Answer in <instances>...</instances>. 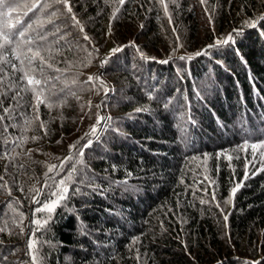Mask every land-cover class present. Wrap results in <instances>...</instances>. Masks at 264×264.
<instances>
[{
  "label": "trees",
  "instance_id": "1",
  "mask_svg": "<svg viewBox=\"0 0 264 264\" xmlns=\"http://www.w3.org/2000/svg\"><path fill=\"white\" fill-rule=\"evenodd\" d=\"M70 2L90 42L54 0H20L52 6L23 16L27 8L16 5L9 20H47L58 11L37 32L60 29L45 44L54 57L46 72L48 87L67 103L41 104L36 120L33 95L17 79L21 65L7 53L16 69L0 63V264H32L30 238L38 264H264V148H238L264 140V0H165L171 23L157 0H125L115 20L118 0ZM251 20L256 27L245 26ZM241 28L234 43L206 48ZM202 49L207 54L196 56ZM91 70L107 91L98 81L84 83ZM97 112L110 119L81 141H93L82 156L70 151ZM69 155L62 170L48 174L52 184L75 168L69 198L37 230L32 220L48 214L35 213L33 197L50 198L48 165ZM237 183L243 186L233 196Z\"/></svg>",
  "mask_w": 264,
  "mask_h": 264
},
{
  "label": "snow or ice",
  "instance_id": "2",
  "mask_svg": "<svg viewBox=\"0 0 264 264\" xmlns=\"http://www.w3.org/2000/svg\"><path fill=\"white\" fill-rule=\"evenodd\" d=\"M107 2V0H105ZM159 4L163 6L164 12L166 15H168L169 23H171L172 17L170 14H168V4L165 2V0H157ZM175 2V0H173ZM54 3L63 5L66 13L70 14V19L74 26L78 27L80 32L83 34V39L87 41H91V38L87 35V33L84 31V26L81 24L80 20L76 17V14L73 12V8L71 5L70 0H54ZM125 3V0H118V7H115L111 19L115 20L117 18V14L121 11V6H123ZM199 3L201 5H206L207 0H199ZM16 5H19L20 7L27 8V11L23 12V16H28L29 12H34L36 10L43 11L45 8H50L52 5L45 3L43 5H39L38 3H31V5L27 4H20V0H0V63H7L10 64L14 69H16V65L12 62V60H9L7 58V53L11 52L15 59L19 61L21 67L16 69L17 71L22 72L23 74L18 77L17 79L20 81H26V83L23 85L21 90L25 93H31L33 95V99L35 100V104L31 105L34 110L37 112L36 120H39V106L41 104H45L46 107L51 109L52 107H61L63 104H66V100H59V95L57 91L52 88L48 87L50 80L52 77L48 76L46 72L47 69L53 68V63L50 62L54 59L51 55V48L45 47V44L47 43L48 36H56L57 32H60L59 27L56 28L55 32L52 33H45V32H37V29L43 30L45 24H54V21L52 17H56L58 15V11H53L51 13V16L47 20H41L39 17H36L31 22H25L22 19L17 18L15 20V23H10V17L12 13H15L17 11ZM208 9L205 7V12L207 13ZM63 15L64 13H60ZM209 21L211 22L212 17L209 15L208 17ZM259 20H264V15H261ZM246 27H256L257 20H251V21H245ZM109 30L111 31V24L109 26ZM243 29L236 30L234 29L232 33L228 34L226 38L224 39H217L215 44L208 45L206 48L215 47L217 45H225L229 43H234V36L239 35L242 33ZM37 32L36 36L33 37L30 35V33ZM173 32H175V28H173ZM68 33L64 32L59 39L56 41V43H59L60 39H64L65 36H67ZM177 40H179V37H177ZM37 41L43 42V43H37ZM182 46V45H181ZM98 51V49H97ZM122 51V47H114L110 50V53L108 56H105L100 63L101 67H104V65L108 62V60L114 56L116 53H119ZM137 51L139 52L140 56L142 58H148L145 57V54L137 48ZM176 49L173 50L175 52ZM47 54V55H45ZM207 51L206 49H202L200 51H197L195 53L196 56L200 55H206ZM88 56H91V53H88ZM181 60H191L193 57L191 55L187 56H180L178 57ZM155 59V58H151ZM172 59V56H169L167 60L160 61V63H168L169 60ZM88 63H91V60H88ZM87 66V64H85ZM2 70V69H0ZM55 71L60 72L63 71L61 69L56 68ZM39 78H36V77ZM56 79H59V77H56ZM93 81H98L100 86L103 87L107 91V86L100 75H89L87 78V81L84 83H92ZM72 83H77L76 80H73ZM16 87H20L19 85H16ZM63 90H60L62 93ZM6 95V93H0V96ZM20 96V91H17L16 97ZM41 96L44 98L41 99ZM16 97H12L13 99H16ZM22 98V97H21ZM151 98V97H150ZM56 100V103H53V100ZM79 99V97H77ZM3 101L0 100V106H2ZM89 108L92 107L91 101L88 102ZM83 107V106H82ZM97 108L100 107V105H96ZM167 107V105H165ZM145 109H137V111H142ZM4 112H8V108L3 109ZM4 119L3 116H0V120ZM110 119L109 117L101 116L99 112L96 114V122L95 124H92L90 126L89 132H86L84 136L80 137L77 141H75L73 144L69 145L70 151L73 149H76L78 151L79 155H83V150L90 147L93 143L92 139H87V141L83 144H81L82 140H85L87 137L95 136L98 131V126L101 125L102 121ZM26 123L31 124V121H26ZM41 128L44 129V134H48V129L46 127L45 122L41 121L40 125ZM27 137L22 138V142L26 140ZM32 140H38L40 137L38 136H32ZM59 143V141H57ZM79 145V148L77 146ZM248 147H251L252 150L255 152L257 148H264V140H260L258 143H250V140L246 139L243 142V145L238 146L241 150H246ZM31 151V150H29ZM7 155V154H5ZM19 155V153H17ZM207 156V154H205ZM261 155H264V153H261ZM239 158V157H237ZM59 159V158H58ZM72 159V156H66L61 161L60 164H50L48 165V170L45 173V176L48 178L45 180V186L49 188L55 189L51 192L50 198L46 202H41L36 200L35 197H33L34 203L40 204L39 207L35 209V213H47V218L41 220V219H33L32 223L37 225V230L40 228L46 226L49 222V220L52 218V214L55 212L56 208L59 206H62L63 202L66 201L69 198V182L72 179V173L75 172V168H73L69 175L65 178H61L59 181H56L52 184L48 183V180H52L53 177L49 176V173H54L59 170H62L64 168V165ZM264 170V169H262ZM247 179V176L245 177ZM4 177L0 176V181H3ZM243 185L241 183H237L236 186L231 190L232 195L234 196L235 193L239 190L240 187ZM3 187L8 188L7 182L4 183ZM22 190V189H21ZM9 195H11V189H8ZM36 196H39L41 194V189H36ZM72 194H75L73 192ZM213 199H215V193H213ZM201 203H206V201L201 200ZM219 206V205H217ZM34 213V215H35ZM224 220H228V216H224ZM20 222L23 223V214H20ZM6 230V226L4 228H0V232H3ZM138 240V238H136ZM136 242V241H134ZM43 243V242H41ZM28 250L29 255L31 256L32 264H38L39 257L36 254H33V250L37 249V241L35 239H29L28 241ZM139 259V257H137Z\"/></svg>",
  "mask_w": 264,
  "mask_h": 264
},
{
  "label": "rangeland",
  "instance_id": "3",
  "mask_svg": "<svg viewBox=\"0 0 264 264\" xmlns=\"http://www.w3.org/2000/svg\"><path fill=\"white\" fill-rule=\"evenodd\" d=\"M88 74H89V75H93V74H94V71L91 70V71L88 72ZM20 264H23V263H20Z\"/></svg>",
  "mask_w": 264,
  "mask_h": 264
},
{
  "label": "water",
  "instance_id": "4",
  "mask_svg": "<svg viewBox=\"0 0 264 264\" xmlns=\"http://www.w3.org/2000/svg\"><path fill=\"white\" fill-rule=\"evenodd\" d=\"M102 116V115H101Z\"/></svg>",
  "mask_w": 264,
  "mask_h": 264
}]
</instances>
